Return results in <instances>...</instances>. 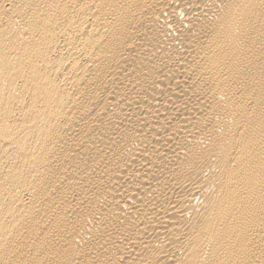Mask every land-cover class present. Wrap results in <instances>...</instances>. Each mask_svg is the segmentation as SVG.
Listing matches in <instances>:
<instances>
[{"label": "bare ground", "instance_id": "bare-ground-1", "mask_svg": "<svg viewBox=\"0 0 264 264\" xmlns=\"http://www.w3.org/2000/svg\"><path fill=\"white\" fill-rule=\"evenodd\" d=\"M0 264H264V0H0Z\"/></svg>", "mask_w": 264, "mask_h": 264}]
</instances>
